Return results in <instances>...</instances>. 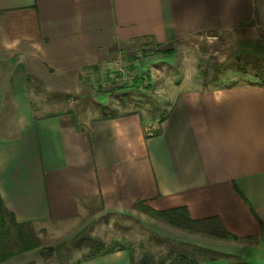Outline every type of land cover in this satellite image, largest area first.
Listing matches in <instances>:
<instances>
[{
	"label": "crops",
	"instance_id": "obj_1",
	"mask_svg": "<svg viewBox=\"0 0 264 264\" xmlns=\"http://www.w3.org/2000/svg\"><path fill=\"white\" fill-rule=\"evenodd\" d=\"M206 37L222 42L204 51L218 55L211 63L264 66V0H0V199L17 223L80 229L95 206L226 256L201 264H264V78L211 89L185 79L162 123L132 113L80 127L73 115L37 118L32 105L35 81L70 96L88 70L146 40L171 52ZM174 209L216 219L236 240L154 214ZM83 264L132 263L117 251Z\"/></svg>",
	"mask_w": 264,
	"mask_h": 264
},
{
	"label": "rangeland",
	"instance_id": "obj_2",
	"mask_svg": "<svg viewBox=\"0 0 264 264\" xmlns=\"http://www.w3.org/2000/svg\"><path fill=\"white\" fill-rule=\"evenodd\" d=\"M199 41L201 45L184 48L179 45L171 52H163L158 45L146 40L121 51L110 65L88 70L82 76L77 94L70 96L48 90L35 81L32 84L35 115L37 118L73 115L80 127L95 120L132 113L141 115L148 123H158L169 114L173 97L183 88L181 84L185 79L189 82L186 88L211 89L248 84L256 81L255 76L264 78V66H258L262 65L260 59L252 58L246 63L229 57L221 65L213 64L211 61H217L218 55L207 56L204 51L217 47L219 50L220 37ZM13 110L12 103H8L3 119L8 126H13L16 120ZM80 225V229L74 230L30 225L29 250L14 253L16 256L1 264H83L90 249L78 248V243L85 239H100L103 251H124L132 256L135 264L146 254L158 260L170 253L177 254L183 248L190 252L194 248L162 238L128 216L104 214L95 206L84 213L77 226Z\"/></svg>",
	"mask_w": 264,
	"mask_h": 264
},
{
	"label": "trees",
	"instance_id": "obj_3",
	"mask_svg": "<svg viewBox=\"0 0 264 264\" xmlns=\"http://www.w3.org/2000/svg\"><path fill=\"white\" fill-rule=\"evenodd\" d=\"M167 117L160 120L164 122ZM159 219L163 220L170 226L190 232L192 234H200L206 237L235 241L236 238L227 233L219 221L210 219L205 221H194L190 218L186 209H174L160 213H154ZM32 224H18L14 214L7 212L4 203L0 199V264L6 262L9 258L16 256L14 253H21L28 251V244L32 240L29 234V227ZM29 234V235H28ZM78 248L88 247L90 253L82 262L93 260L113 252L103 251V242L98 239H85L78 243ZM14 254V255H13ZM9 255V256H8ZM131 257V263L135 264ZM226 256L218 254L206 249L194 247L191 252L187 248L179 250L177 254L170 253L167 257L159 258L158 260L146 254L138 262V264H201L216 262L224 259ZM230 264H247V263H230Z\"/></svg>",
	"mask_w": 264,
	"mask_h": 264
},
{
	"label": "built area",
	"instance_id": "obj_4",
	"mask_svg": "<svg viewBox=\"0 0 264 264\" xmlns=\"http://www.w3.org/2000/svg\"><path fill=\"white\" fill-rule=\"evenodd\" d=\"M210 40H218V38H211Z\"/></svg>",
	"mask_w": 264,
	"mask_h": 264
}]
</instances>
